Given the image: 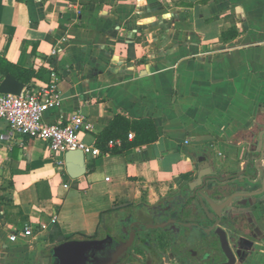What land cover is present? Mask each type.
Listing matches in <instances>:
<instances>
[{"label": "crops", "instance_id": "obj_1", "mask_svg": "<svg viewBox=\"0 0 264 264\" xmlns=\"http://www.w3.org/2000/svg\"><path fill=\"white\" fill-rule=\"evenodd\" d=\"M0 53L40 71L25 87L57 70L62 100L44 119L81 112L86 144L97 146L117 115L152 119L158 132L154 142L86 157L75 179L45 140L0 139V264H51L61 239L120 233L131 209L146 222L155 212L154 222L205 228L189 186L205 162L220 177L207 190L217 202L245 193L224 210L231 245L244 251L238 264H264V0H0ZM6 128L0 119V134ZM175 224L177 252L155 232L163 255L181 264L178 252L195 247L194 263L206 256L204 230ZM194 227L199 235L185 234Z\"/></svg>", "mask_w": 264, "mask_h": 264}, {"label": "water", "instance_id": "obj_2", "mask_svg": "<svg viewBox=\"0 0 264 264\" xmlns=\"http://www.w3.org/2000/svg\"><path fill=\"white\" fill-rule=\"evenodd\" d=\"M25 84L19 81L11 74L6 75L0 82V93L15 94L21 93ZM264 142L262 143V145ZM264 159V148H263ZM66 170L73 179L84 175L87 172L85 155L81 150H69L64 154ZM207 163L202 165V171L199 178L190 183V189L194 191L193 197H196L203 210L207 214L211 223L203 227L204 232L217 238L222 256L217 255L211 247L210 239L206 237V245L209 252L206 256L199 259L194 264H238L243 257V249L233 248L229 232L224 228V210L229 206L236 197L243 196L245 193L232 192L224 200H217L208 193V188L212 184H219V176L214 175L207 169ZM263 191L254 192V196L262 194ZM127 204H118L114 209L125 207ZM129 219H134L133 215L125 218L120 225V233L115 234L107 231L103 237L90 238H71L51 247L50 257L51 264H119L129 256L130 249L134 246L136 239L141 232L140 229L134 228L133 222L128 226ZM178 223L183 227L201 226L199 223H182L179 218L167 217L160 223L145 225L146 229H164L169 224ZM233 224V223H232ZM233 231L236 229H232ZM234 231V232H235ZM239 240L236 239L237 243Z\"/></svg>", "mask_w": 264, "mask_h": 264}, {"label": "built area", "instance_id": "obj_3", "mask_svg": "<svg viewBox=\"0 0 264 264\" xmlns=\"http://www.w3.org/2000/svg\"><path fill=\"white\" fill-rule=\"evenodd\" d=\"M52 53L56 55L58 51L53 50ZM59 84L60 76L55 68H51L49 79L38 87H24L18 95L0 93V119L7 121V128L0 134V139L13 142L23 137L41 138L46 141L52 156L56 157L58 169L64 171V154L67 151L81 150L85 158H96L101 150L97 146L86 144L80 138L84 120L81 112L71 113L66 123L45 121V110L61 103ZM115 143L118 141H110V144ZM65 187L68 185L65 184ZM31 233V229L27 227L25 234Z\"/></svg>", "mask_w": 264, "mask_h": 264}, {"label": "trees", "instance_id": "obj_4", "mask_svg": "<svg viewBox=\"0 0 264 264\" xmlns=\"http://www.w3.org/2000/svg\"><path fill=\"white\" fill-rule=\"evenodd\" d=\"M11 74L16 77L19 81L23 82L27 85L33 78L41 77L40 71L37 72L33 68H25L10 62L3 54L0 53V75L5 77L6 75ZM131 132H134L135 138L133 141H128V137ZM158 138V132L156 129V125L152 119H129L123 115H117L114 119L107 125L98 135L96 145L102 152H110V153H120L130 147L145 145L151 142H154ZM120 139L122 144L115 145L113 147L109 146L110 141H116ZM229 220L224 219V224L227 223ZM232 222V221H231ZM197 226L200 229L203 228V225ZM162 232L164 238L168 239V241H172L173 237L166 232L165 229H158ZM203 230V229H202ZM148 234L155 233L157 230L154 229H146ZM189 231V230H188ZM205 233V232H204ZM150 234V235H151ZM206 234V233H205ZM80 238H90V236L86 235H79ZM71 239V238H63L61 242ZM211 247L214 248L217 255L222 256V251L219 247V243L216 237L213 235L209 236ZM60 242V243H61ZM170 243V242H169ZM134 250L141 252L142 246L139 242L136 241L134 245ZM150 250V254L152 256H156V252L153 246H148ZM177 246L175 251L177 252ZM182 253V252H181ZM177 254V253H176ZM180 253L178 252V255ZM184 254V264H189L187 259L190 255V251L186 250L183 252ZM179 257V256H178ZM132 257L129 259L132 260ZM128 259V260H129ZM192 264V263H190Z\"/></svg>", "mask_w": 264, "mask_h": 264}, {"label": "flooded vegetation", "instance_id": "obj_5", "mask_svg": "<svg viewBox=\"0 0 264 264\" xmlns=\"http://www.w3.org/2000/svg\"><path fill=\"white\" fill-rule=\"evenodd\" d=\"M133 212V209H131V211H129V212H127V213H125L124 214V218L123 219H125V218H127V217H129L130 215H133L134 216V214L132 213ZM159 214L158 213H155V212H153V214H152V216H154V217H156V216H158ZM154 217H152L150 220V222H146V221H144L143 219H139V218H135L134 217V219H129V222H128V226L130 227L131 226V224L133 223V222H136L135 224H134V228H137V229H140L141 230V232L139 233V236H138V238L136 239V241L137 242H139L140 244H141V246H142V249H143V251L147 254V255H149L150 256V258H152V259H156L157 260V262H158V264H163V260L165 259V256L163 255V253H162V251H161V243H162V239H159V235L158 234H156V233H150V234H148L147 233V231H145L146 230V227H145V225H148V224H156V222H154ZM158 223V222H157ZM165 230H166V232L168 233V234H170L172 237H173V239H172V241H168V239H166V244L165 245H167L169 248H171L173 251L175 250V248H176V246L178 247V248H180V242H179V240L178 239H176V236L177 235H180V232H181V230H182V227L181 228H179L178 226H177V224H169L166 228H164ZM154 230H157V231H159L158 229H154ZM156 231V232H157ZM160 232V231H159ZM184 232V231H183ZM115 234H117L116 232H114ZM182 233V232H181ZM186 235H188L189 234V232H187V233H185ZM163 235V234H162ZM183 235V234H182ZM164 237V236H163ZM136 241H135V243H136ZM170 242V243H169ZM206 244V243H205ZM135 245V244H134ZM148 246H153L154 247V249H155V252H156V256L154 257V256H152L150 253V250H149V248H148ZM134 247V246H133ZM131 248L130 249V251H129V256L124 260V261H122L121 263H119V264H124L125 262H127V260L132 256V255H134L133 253H134V248ZM178 248H177V250H178ZM179 257L177 258L178 260H179V262L181 263V264H184V261H183V259L185 258L184 257V254L183 253H180L179 255H178ZM193 259H194V257H192L191 256V252H190V255L188 256V259H187V261H188V263L190 264V263H194V261H193Z\"/></svg>", "mask_w": 264, "mask_h": 264}, {"label": "rangeland", "instance_id": "obj_6", "mask_svg": "<svg viewBox=\"0 0 264 264\" xmlns=\"http://www.w3.org/2000/svg\"><path fill=\"white\" fill-rule=\"evenodd\" d=\"M191 230H193V231H191ZM188 232L192 236L199 235V231H197V228H195V227H194V229H190V231H188ZM205 235H207V234H205ZM198 252H199V250H197V248L194 247L192 249V251H191V254H196ZM135 253H137V251L134 252L133 254H135ZM141 253H142V258L135 257V255H133V258H132L131 262L130 263H127V264H147L148 262H146V261H148V260L151 261L152 260V258H150V257L146 258V256H145L146 253L143 250H142ZM152 264H158V262L157 263L154 262ZM163 264H176V263L174 261H170V258L169 257L168 258L165 257V259L163 260Z\"/></svg>", "mask_w": 264, "mask_h": 264}]
</instances>
